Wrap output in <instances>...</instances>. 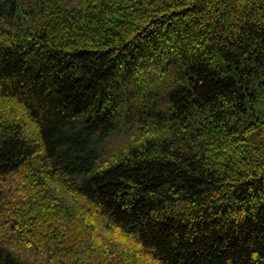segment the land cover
<instances>
[{
  "label": "trees",
  "instance_id": "1",
  "mask_svg": "<svg viewBox=\"0 0 264 264\" xmlns=\"http://www.w3.org/2000/svg\"><path fill=\"white\" fill-rule=\"evenodd\" d=\"M0 264H264V0H0Z\"/></svg>",
  "mask_w": 264,
  "mask_h": 264
}]
</instances>
